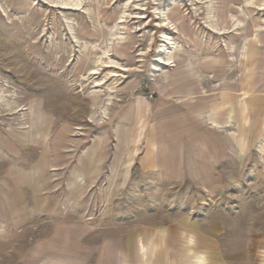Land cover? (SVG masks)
Returning a JSON list of instances; mask_svg holds the SVG:
<instances>
[{
    "label": "rangeland",
    "instance_id": "1",
    "mask_svg": "<svg viewBox=\"0 0 264 264\" xmlns=\"http://www.w3.org/2000/svg\"><path fill=\"white\" fill-rule=\"evenodd\" d=\"M0 184V264H264V0H0Z\"/></svg>",
    "mask_w": 264,
    "mask_h": 264
},
{
    "label": "crops",
    "instance_id": "2",
    "mask_svg": "<svg viewBox=\"0 0 264 264\" xmlns=\"http://www.w3.org/2000/svg\"><path fill=\"white\" fill-rule=\"evenodd\" d=\"M177 52H179V50H177L174 53H177ZM174 55L175 54L167 57V63L169 62L168 61L169 59H171V61L173 59V63H174ZM172 66H175V65L173 64ZM247 73L248 72H245V71L243 72V75H242L243 77L241 78L242 81H245L244 77H247ZM223 107L224 105L222 106V108ZM213 111L215 114L218 112V110L216 111V109H213ZM231 118H232V110H230L229 112L228 119L230 120H228V122L231 121ZM211 124L214 126H218L217 122L214 121V119H213V122H211ZM173 145L174 144H171V143L167 145L162 143L159 146L158 143L151 141L149 145L147 146L144 154H142L139 158V162L141 164L142 169L146 172H157L158 171V172H161L163 174L170 176L173 179L179 177L180 172L183 170H186V164L190 162L192 163L195 160L191 156H187L186 153H182L183 155L178 152L175 153ZM178 145H180V143H178ZM22 166H20L21 171H22L21 173L24 174L23 176H25V167L24 166L22 167ZM11 176L12 174L10 173L9 177L6 178L7 181H10ZM28 176L39 177L40 182L34 185L24 184L25 186H18V185L17 186H14V185L3 186L2 185L1 186L0 184L1 191H2L1 193H4L8 196V201L12 205L18 202H20L21 204L36 202L38 203V206L41 212H44V213L51 212L55 207V202L57 201V199L54 197V194L51 192L50 183L49 181H47L48 177L47 176H37L36 172L30 173L28 174ZM17 198L20 201H17ZM0 208H1L0 211H4L2 209H7L8 206L6 204L1 203ZM26 208L28 209L29 214H30L32 212V208L30 206H26ZM26 208L23 207V209L25 210Z\"/></svg>",
    "mask_w": 264,
    "mask_h": 264
},
{
    "label": "bare ground",
    "instance_id": "3",
    "mask_svg": "<svg viewBox=\"0 0 264 264\" xmlns=\"http://www.w3.org/2000/svg\"><path fill=\"white\" fill-rule=\"evenodd\" d=\"M60 4H61V8H64V9H72L71 8V6L73 5V6H76V7H78L79 5L78 4H70L69 2H60ZM75 7V8H76ZM122 18H124V17H122ZM169 25V24H168ZM173 26H175V27H177L175 24H172ZM238 25H241V23H239ZM166 26H167V24H166ZM212 28H216V26L212 23L211 25H210ZM178 29V28H177ZM113 35V34H112ZM165 38H166V40L167 41H169V43L171 42V38H169L168 36H166L165 34L163 35ZM113 40V39H112ZM121 40H123L122 38H121ZM92 48H94V50L95 49H97V47L96 46H93ZM95 52V51H94ZM103 54L101 55V56H99V57H97V60H96V62H97V64H98V66H99V63H101V64H103V66L105 65L106 67H113L112 65H113V63H114V61H112L111 60V58H109V56H110V52H109V46L108 45H106V48L103 50V52H102ZM108 57V59L110 60V61H108V62H106V61H104L103 59L104 58H107ZM169 61V60H168ZM170 62V61H169ZM117 64V63H116ZM168 64V63H167ZM115 65V64H114ZM93 71H95L96 72V69H93ZM94 73V72H93Z\"/></svg>",
    "mask_w": 264,
    "mask_h": 264
}]
</instances>
